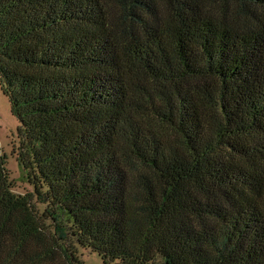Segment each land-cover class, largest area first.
Instances as JSON below:
<instances>
[{
	"label": "trees",
	"instance_id": "obj_1",
	"mask_svg": "<svg viewBox=\"0 0 264 264\" xmlns=\"http://www.w3.org/2000/svg\"><path fill=\"white\" fill-rule=\"evenodd\" d=\"M0 264H264V0H0Z\"/></svg>",
	"mask_w": 264,
	"mask_h": 264
},
{
	"label": "rangeland",
	"instance_id": "obj_2",
	"mask_svg": "<svg viewBox=\"0 0 264 264\" xmlns=\"http://www.w3.org/2000/svg\"><path fill=\"white\" fill-rule=\"evenodd\" d=\"M0 148L5 157V166L17 192L30 189L25 179V171L18 159L21 149L19 120L12 112L10 102L0 83ZM78 255L82 264H101V257L96 250L79 246Z\"/></svg>",
	"mask_w": 264,
	"mask_h": 264
}]
</instances>
